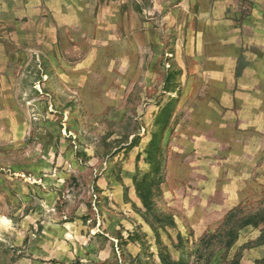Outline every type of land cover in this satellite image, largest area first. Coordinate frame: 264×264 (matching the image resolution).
I'll return each mask as SVG.
<instances>
[{"label":"rangeland","instance_id":"374dc122","mask_svg":"<svg viewBox=\"0 0 264 264\" xmlns=\"http://www.w3.org/2000/svg\"><path fill=\"white\" fill-rule=\"evenodd\" d=\"M181 1L86 0L6 48L0 264H264L263 149L238 195L180 186L178 132L205 116L173 60Z\"/></svg>","mask_w":264,"mask_h":264},{"label":"crops","instance_id":"0c3cea01","mask_svg":"<svg viewBox=\"0 0 264 264\" xmlns=\"http://www.w3.org/2000/svg\"><path fill=\"white\" fill-rule=\"evenodd\" d=\"M252 3L248 16L241 0H182L174 9L184 31L173 60L187 77L185 90L197 96L194 104L205 108V116L195 125L190 121L176 142L183 158L180 186L190 195L195 191L188 186L219 193L222 183L226 194L238 195L240 177L256 170L264 150V0ZM85 7L86 0H0V60L8 57V46L17 51V44L36 38L38 27L54 20L66 26ZM4 78L2 68L0 86ZM211 165H219L214 181Z\"/></svg>","mask_w":264,"mask_h":264},{"label":"built area","instance_id":"2783aa9c","mask_svg":"<svg viewBox=\"0 0 264 264\" xmlns=\"http://www.w3.org/2000/svg\"><path fill=\"white\" fill-rule=\"evenodd\" d=\"M241 11L244 15H250L252 11V0H241Z\"/></svg>","mask_w":264,"mask_h":264}]
</instances>
